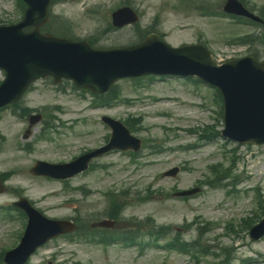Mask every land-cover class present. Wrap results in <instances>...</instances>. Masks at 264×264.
<instances>
[{
  "label": "rangeland",
  "instance_id": "obj_1",
  "mask_svg": "<svg viewBox=\"0 0 264 264\" xmlns=\"http://www.w3.org/2000/svg\"><path fill=\"white\" fill-rule=\"evenodd\" d=\"M124 1L61 0L52 6L51 11L72 23L71 30L75 38H93L97 41L95 47L99 48L125 46L139 41V33L133 26L105 29L111 20V11ZM129 1L140 14L141 28L161 32L173 46L204 40L217 60L248 54V45L233 42L235 35L231 33H244L255 27L237 25L230 18L204 17L193 10L192 4L188 5L187 10L177 8L178 0ZM209 1L221 5L223 2ZM248 1L251 6H255L256 13L264 6V0ZM20 17L15 0H0V24L17 22ZM231 46L240 47V50L232 52ZM143 81L144 84L140 86H134L129 78L117 81L116 85L122 91V96L131 101H120L109 108H97L91 104L92 96L72 87L70 81L64 80L55 87L49 79L39 80L20 102L21 107L44 114V119L30 128L27 138L24 137L28 125L26 118L19 116L16 109L14 113L12 108L1 109L0 133L4 138L0 139V171L12 170L14 173L5 189L0 192V207L10 206L18 198L13 191L17 189L22 195L32 198L35 205L51 218L80 215L90 222L106 208L103 195L105 190L112 189L116 193L126 190L132 205H128L123 212L124 218L134 216L136 219H143L151 216L156 226H170L168 239L178 236L180 241L196 239L197 228L209 222L210 229L202 237L203 244L208 247L226 245L233 248L236 259L232 264H264V237L252 241L248 230L239 229L242 217L253 218V211L256 210L252 192L225 196L220 187L212 188L204 184L203 191L188 199L171 194L174 188H191L203 182L210 174L209 165H227V157L234 153L241 157L234 173L241 171L242 158L258 159L259 162L253 165L249 163L247 172L241 174L243 181L240 186H259V191L264 196V146L238 145L221 136L215 137L213 141L198 139L201 129L207 125L218 129L223 126V119L217 113L219 106L211 100L212 88L179 78ZM193 103H203L206 106L197 108ZM163 111L168 115L156 117V114ZM102 114L121 121L131 116L143 117V127L133 132L144 143L136 164H132L124 153L117 151H110L98 158L94 161L93 169L68 181L70 188L85 187L89 191L87 196L80 194L78 190L65 188L63 182L36 177L24 171L35 159L68 160L85 149L103 144L109 129L99 120ZM50 117L53 119L52 128L45 130V121ZM189 129H196V132L190 133ZM45 131L57 139V145L52 140L38 138ZM8 136L11 138L9 144ZM160 140L166 141L164 151L159 154L150 153L148 146ZM26 143H30L32 148L22 149ZM192 143H196L198 147L181 148ZM173 165L185 166L186 169H182L176 178H162L161 172ZM148 186L168 195H151ZM145 194L149 195L148 201L135 202V196ZM222 222L233 223L238 237L225 234ZM187 223L191 224L189 228L185 227ZM21 225L20 220L8 222L0 217V247L9 246L13 242V234L21 229ZM164 242L163 239L159 241L161 244ZM79 262L195 264L187 255L154 246L146 248L143 255L136 256L134 248L115 246L104 249L83 239L71 241L67 238L48 242L31 258L29 264ZM199 264H217V260L207 256Z\"/></svg>",
  "mask_w": 264,
  "mask_h": 264
},
{
  "label": "water",
  "instance_id": "obj_2",
  "mask_svg": "<svg viewBox=\"0 0 264 264\" xmlns=\"http://www.w3.org/2000/svg\"><path fill=\"white\" fill-rule=\"evenodd\" d=\"M27 1L29 9L25 21L18 26L0 28V66L8 72L1 89H10L8 98H0V104L21 93L28 82L39 75L52 74L56 80L61 76L71 77L77 85L103 91L116 77L133 74L140 57L148 66L163 65L167 61L178 63L177 58L184 57V61L189 62L190 73H202L218 80L225 94L227 132L242 140L264 141V64L248 58L232 61L218 69L206 60L207 53L203 48L170 50L156 37L141 46L143 51L139 56L127 55L130 51L127 49L119 51L117 58L111 60L112 52L92 51L85 43L73 44L40 36L37 27L45 20L48 0ZM226 9L245 13L234 2H230ZM133 20V14L124 8L115 14L114 23L122 25ZM25 23L34 24L33 33H21ZM186 51L191 54L184 55ZM31 221L22 244L24 257L34 245L52 235L51 231L58 225L43 220L34 212Z\"/></svg>",
  "mask_w": 264,
  "mask_h": 264
}]
</instances>
